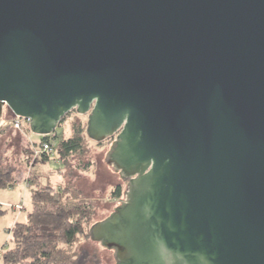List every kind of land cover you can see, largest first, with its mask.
Returning <instances> with one entry per match:
<instances>
[{"label":"water","instance_id":"95a60500","mask_svg":"<svg viewBox=\"0 0 264 264\" xmlns=\"http://www.w3.org/2000/svg\"><path fill=\"white\" fill-rule=\"evenodd\" d=\"M5 106L117 133L116 264H264V0H0Z\"/></svg>","mask_w":264,"mask_h":264},{"label":"rangeland","instance_id":"374dc122","mask_svg":"<svg viewBox=\"0 0 264 264\" xmlns=\"http://www.w3.org/2000/svg\"><path fill=\"white\" fill-rule=\"evenodd\" d=\"M3 117L7 119L12 117L7 106L4 107ZM88 120L89 113L81 114L73 109L50 134L52 143L56 144L73 135L74 121H81L87 132ZM42 137L43 135L34 132L30 122L26 121L19 129L13 126L0 127V153L4 156L6 165L12 168L16 179L13 186L0 189V204L7 210L0 215V264H4L3 251L13 246L10 228L17 220H26L33 206L32 190L38 186L73 183L94 205L92 225L109 217L116 209L114 206H123L127 201L128 177L110 161L111 152L116 145L115 136L98 142L85 133L86 153L72 155L67 164L58 159L54 150L49 158L36 152ZM89 161L93 163L87 166ZM118 184L122 185L120 195L113 193ZM14 204H25L24 209L14 212L11 207ZM81 245L91 251H97L102 264L117 263L115 246L106 245L103 240H96L93 236L82 240Z\"/></svg>","mask_w":264,"mask_h":264},{"label":"trees","instance_id":"16d2710c","mask_svg":"<svg viewBox=\"0 0 264 264\" xmlns=\"http://www.w3.org/2000/svg\"><path fill=\"white\" fill-rule=\"evenodd\" d=\"M11 114L13 117L12 111ZM73 131L70 137L53 144L58 159L64 164L72 155H83L87 151L85 125L74 121ZM45 142L52 144L50 134L43 135L40 145ZM40 153L45 158L50 156L47 152ZM92 163L87 162V166ZM15 181L12 168L6 165L0 153V189L13 186ZM121 192L122 185H116L113 193L120 195ZM32 202L26 220H17L10 228L13 246L3 251L4 264H102L97 251L81 245L82 240L91 237L95 215L94 205L82 190L70 182L38 186L32 190ZM6 211L0 204V215Z\"/></svg>","mask_w":264,"mask_h":264},{"label":"built area","instance_id":"2783aa9c","mask_svg":"<svg viewBox=\"0 0 264 264\" xmlns=\"http://www.w3.org/2000/svg\"><path fill=\"white\" fill-rule=\"evenodd\" d=\"M30 122L29 119L15 115L9 119L2 117L0 121V127L13 126L14 128H21L24 122ZM53 143L45 142L36 150L37 153L47 152L51 153L53 151ZM13 209H23L24 205L14 204L11 206Z\"/></svg>","mask_w":264,"mask_h":264},{"label":"flooded vegetation","instance_id":"af4514ba","mask_svg":"<svg viewBox=\"0 0 264 264\" xmlns=\"http://www.w3.org/2000/svg\"><path fill=\"white\" fill-rule=\"evenodd\" d=\"M112 136H115V139H116V137H117V133L115 134V135H112ZM112 136H110V137H112ZM128 183L130 184V178H128ZM129 186V185H128ZM128 190H129V188H128Z\"/></svg>","mask_w":264,"mask_h":264},{"label":"crops","instance_id":"0c3cea01","mask_svg":"<svg viewBox=\"0 0 264 264\" xmlns=\"http://www.w3.org/2000/svg\"><path fill=\"white\" fill-rule=\"evenodd\" d=\"M22 203H23V202H22ZM24 205H25V204H24ZM23 209H24V208H23ZM14 210H15L14 212H16V211L18 212V210H20V209H14Z\"/></svg>","mask_w":264,"mask_h":264}]
</instances>
